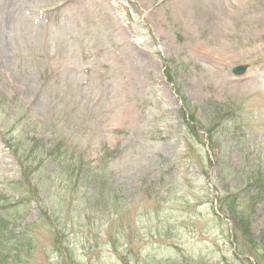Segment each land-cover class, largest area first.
Listing matches in <instances>:
<instances>
[{"label":"rangeland","instance_id":"rangeland-1","mask_svg":"<svg viewBox=\"0 0 264 264\" xmlns=\"http://www.w3.org/2000/svg\"><path fill=\"white\" fill-rule=\"evenodd\" d=\"M32 138L121 150L107 201L56 202L67 251L18 197ZM0 221V264H258L264 0H0Z\"/></svg>","mask_w":264,"mask_h":264},{"label":"trees","instance_id":"trees-1","mask_svg":"<svg viewBox=\"0 0 264 264\" xmlns=\"http://www.w3.org/2000/svg\"><path fill=\"white\" fill-rule=\"evenodd\" d=\"M191 122H194V119ZM32 139L34 143L30 150H26L28 147H23L22 142L11 146L15 157H17L16 159L19 160L21 171V179L17 184H21L24 187L18 197L25 204L34 203L41 209L40 215L44 217V221L50 226L48 228L53 236L54 247L57 251H63V249L67 251L69 248L64 244V230L51 220L52 215L58 213L57 204L61 205L64 203L59 213L65 212V206H67L68 210L66 213L69 215L72 211L71 206L74 194L77 196L81 195L88 208H93L94 202L98 204L99 198L107 201L108 194L113 188L112 176L108 171V167L113 159L120 158L121 150L110 151L104 148L100 162L95 163L85 160L82 154L69 155L68 145L70 141H68V138H66L67 141L64 143L54 142L51 148L46 147L42 138ZM70 145H72V141ZM78 198L80 200V196ZM56 202L58 203L56 204ZM51 210L52 213H50ZM5 228V225L0 224V230L5 231ZM18 239L17 250H20L22 238ZM26 240L30 241L27 237ZM252 243L255 244L253 241ZM254 250L256 251L254 254L258 264H262L264 262V246L259 248L256 244ZM1 252L2 249L0 247ZM17 254L18 252H15V255H11V258L15 256L12 258V264H17L16 262L19 259L16 256Z\"/></svg>","mask_w":264,"mask_h":264},{"label":"water","instance_id":"water-1","mask_svg":"<svg viewBox=\"0 0 264 264\" xmlns=\"http://www.w3.org/2000/svg\"><path fill=\"white\" fill-rule=\"evenodd\" d=\"M248 67V64H241L235 66L232 71L235 75H243L247 71Z\"/></svg>","mask_w":264,"mask_h":264}]
</instances>
